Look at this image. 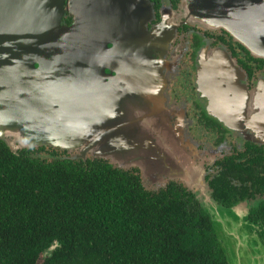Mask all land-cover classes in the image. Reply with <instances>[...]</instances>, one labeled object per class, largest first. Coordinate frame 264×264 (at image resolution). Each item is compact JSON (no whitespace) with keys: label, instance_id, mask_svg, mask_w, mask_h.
Segmentation results:
<instances>
[{"label":"water","instance_id":"obj_1","mask_svg":"<svg viewBox=\"0 0 264 264\" xmlns=\"http://www.w3.org/2000/svg\"><path fill=\"white\" fill-rule=\"evenodd\" d=\"M134 1L0 0V138L12 149L52 147L137 167L151 183L174 172L211 202L180 147L153 157V110L162 108L153 77L118 69L117 56L105 54L107 19L128 16ZM192 1L184 4L192 24L225 28L262 54L250 32L264 37V4L240 3L264 0ZM66 13L71 26L62 24Z\"/></svg>","mask_w":264,"mask_h":264},{"label":"trees","instance_id":"obj_2","mask_svg":"<svg viewBox=\"0 0 264 264\" xmlns=\"http://www.w3.org/2000/svg\"><path fill=\"white\" fill-rule=\"evenodd\" d=\"M238 166L210 181L207 202L173 183L155 192L137 167L45 147L15 151L0 138V263L257 262L251 257L264 252V191L250 190L264 187V175L236 184L246 169ZM243 201L251 207L243 229L225 232L211 211L231 215Z\"/></svg>","mask_w":264,"mask_h":264},{"label":"flooded vegetation","instance_id":"obj_3","mask_svg":"<svg viewBox=\"0 0 264 264\" xmlns=\"http://www.w3.org/2000/svg\"><path fill=\"white\" fill-rule=\"evenodd\" d=\"M131 3L128 16L107 19L112 26L105 31L104 51L117 56L116 68L153 77V93L160 92L162 108L153 110V157L168 155L176 147L186 150L189 161L200 169L207 193L212 192L210 181L225 170L239 169L238 165L246 169L240 180L233 178L236 184L264 175V51L259 54L225 28L192 24L182 6L198 4L195 1ZM74 22L75 17L66 13L62 24ZM250 35L263 40L264 47L263 33ZM107 71L111 72L109 67ZM163 173L153 174L155 192L173 183L199 199L176 173ZM258 190L263 192L264 187L251 185L250 194L258 196ZM250 208V201H243L231 215L220 210L211 215L223 223L225 232L233 233L243 229L239 223Z\"/></svg>","mask_w":264,"mask_h":264},{"label":"rangeland","instance_id":"obj_4","mask_svg":"<svg viewBox=\"0 0 264 264\" xmlns=\"http://www.w3.org/2000/svg\"><path fill=\"white\" fill-rule=\"evenodd\" d=\"M191 0H189L188 2H190ZM182 8L184 9V6H182ZM185 10V9H184ZM185 12H186V10H185ZM12 141V140H11ZM6 142L9 144V142H8V140L6 139ZM17 147H18V145H17ZM13 148V147H12ZM45 148H50V149H58V148H52V147H45ZM13 150H17L16 149V146H15V149H13ZM59 150H62V149H59ZM181 152H182V154H183V156L185 157V154H186V150H180ZM59 153H60V155L61 156H63V157H65L64 155H63V152L62 151H59ZM69 155H76L77 157H78V153L77 152H72V153H69V152H67ZM43 155H44V157H46L47 156V154L46 153H43ZM88 156H90V157H93V158H98V157H95V156H92V155H90V154H88ZM80 158V157H79ZM187 161V163L189 164V165H193V163L192 162H190L189 161V159H187L186 160ZM120 164L121 165H125V161H123V162H120ZM115 165V164H114ZM185 165H186V163H185ZM116 166H118V164H116ZM233 232V231H232ZM234 234H237V231H234L233 232ZM257 257H259L260 258V264H264V253L263 254H260V255H258ZM41 261H42V259H41Z\"/></svg>","mask_w":264,"mask_h":264},{"label":"crops","instance_id":"obj_5","mask_svg":"<svg viewBox=\"0 0 264 264\" xmlns=\"http://www.w3.org/2000/svg\"><path fill=\"white\" fill-rule=\"evenodd\" d=\"M264 252H262L261 254H263ZM258 255H260V254H258ZM257 255V256H258ZM251 257L252 258V260H254V259H257L258 261L256 262V261H253L251 264H260V258L259 257ZM250 264V263H249Z\"/></svg>","mask_w":264,"mask_h":264}]
</instances>
